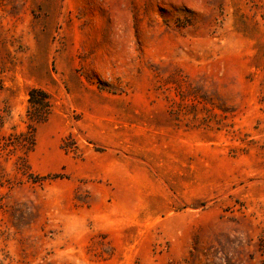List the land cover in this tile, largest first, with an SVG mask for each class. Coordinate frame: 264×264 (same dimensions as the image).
<instances>
[{"label": "rangeland", "instance_id": "rangeland-1", "mask_svg": "<svg viewBox=\"0 0 264 264\" xmlns=\"http://www.w3.org/2000/svg\"><path fill=\"white\" fill-rule=\"evenodd\" d=\"M0 264H264V0H0Z\"/></svg>", "mask_w": 264, "mask_h": 264}, {"label": "trees", "instance_id": "trees-1", "mask_svg": "<svg viewBox=\"0 0 264 264\" xmlns=\"http://www.w3.org/2000/svg\"><path fill=\"white\" fill-rule=\"evenodd\" d=\"M35 98V93H31V99H34Z\"/></svg>", "mask_w": 264, "mask_h": 264}]
</instances>
